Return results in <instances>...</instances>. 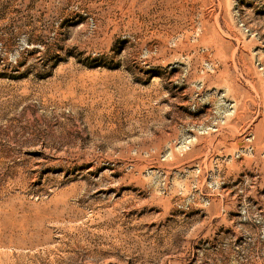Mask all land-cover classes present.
Listing matches in <instances>:
<instances>
[{"label":"rangeland","instance_id":"rangeland-1","mask_svg":"<svg viewBox=\"0 0 264 264\" xmlns=\"http://www.w3.org/2000/svg\"><path fill=\"white\" fill-rule=\"evenodd\" d=\"M0 264H264V0H0Z\"/></svg>","mask_w":264,"mask_h":264}]
</instances>
